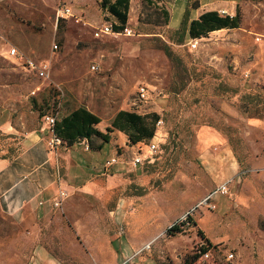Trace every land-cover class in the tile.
<instances>
[{
	"label": "rangeland",
	"instance_id": "obj_1",
	"mask_svg": "<svg viewBox=\"0 0 264 264\" xmlns=\"http://www.w3.org/2000/svg\"><path fill=\"white\" fill-rule=\"evenodd\" d=\"M166 1L131 0L126 26L135 35L98 38L96 26L116 22L98 0H0V121L11 124L0 129V157L17 153L53 105L59 116L85 106L103 131L122 109L162 121L154 153L150 141L131 145L115 130L106 161L117 163L88 165L79 177L85 184L47 217L22 225L0 207V264H48L37 259L44 249L53 264H230L229 253L233 264H264V136L250 124L264 116L254 113L264 108V0H184L189 20L205 4L241 15L239 28L201 37L195 49L188 36L180 43L172 35ZM64 6L74 16L58 18ZM13 47L46 63L48 77L9 54ZM141 83L152 90L146 103L137 97ZM203 129L229 141L240 173L213 210L200 205L217 186L201 156ZM210 151L224 153L223 144ZM107 152L105 145L100 153ZM138 154L144 160L135 165ZM188 212L193 225L170 231ZM199 249L211 257L202 260Z\"/></svg>",
	"mask_w": 264,
	"mask_h": 264
},
{
	"label": "crops",
	"instance_id": "obj_2",
	"mask_svg": "<svg viewBox=\"0 0 264 264\" xmlns=\"http://www.w3.org/2000/svg\"><path fill=\"white\" fill-rule=\"evenodd\" d=\"M226 1L228 0H223L221 3ZM229 1L236 4V0ZM166 2L171 12L170 28H178L183 21L186 2L184 0H167ZM205 6L207 4L196 7L195 15L190 20L198 18L204 11L213 9ZM213 10L220 12L223 9L218 6ZM224 30L220 29L211 33H219ZM189 40L190 37L187 38V41ZM151 97L152 94H149L145 103ZM250 124L251 128L256 129L260 135L264 136V118H255ZM9 127L11 124L7 120L0 121V129L8 130ZM49 138H51L50 132L42 122L39 129L28 132L21 139L19 153L8 158L0 157V207L22 225L29 226L32 221L47 217L55 207L53 203L58 199L59 191L67 193L68 196L72 188H80L81 184L84 185L85 182L80 181L79 177L83 171L87 170L88 165L93 169L108 167L105 162L111 151L110 142L105 144L108 151L106 156L100 153L104 150L105 145L101 151L91 150L88 155L83 156L77 145L84 144V141L70 147L61 144L51 148L48 144ZM217 143L223 144L224 153L211 154L210 148ZM200 144L203 149L201 156L209 163L212 173H214L213 179L217 185L215 189L239 176L237 157L229 145V141L220 132L203 129ZM91 157L96 160L89 161L88 159ZM262 170L264 171V167ZM218 196L220 195H217L216 198ZM66 199L67 197L64 198L63 203ZM219 200L220 197L217 201ZM42 258L48 264H53L48 260V251L45 249L37 257L38 260Z\"/></svg>",
	"mask_w": 264,
	"mask_h": 264
},
{
	"label": "trees",
	"instance_id": "obj_3",
	"mask_svg": "<svg viewBox=\"0 0 264 264\" xmlns=\"http://www.w3.org/2000/svg\"><path fill=\"white\" fill-rule=\"evenodd\" d=\"M98 1L101 9L115 18L116 22H112L113 30L115 32H121L128 24L131 0ZM146 1L149 2V0ZM161 9L165 15L166 23L169 24V9L164 6ZM189 11V9L185 11L181 27L172 31V35L177 36V40L180 43H185L187 36L200 39L201 37L207 36L212 31L214 32L220 29H237L241 26L239 9L233 16H229V14L222 15L217 10H208L204 11L198 18L193 20H189ZM168 48L169 47H165V50L167 54L170 55L171 51ZM51 109L50 113H55L59 110L56 105H53ZM254 113L263 116L264 108H257ZM159 120L160 116L156 113L145 114L122 109L117 112L114 119L106 127V131H102L97 127V125L102 122V119L85 106H77L65 115L59 116L58 114L57 121L54 124V132L57 136L61 137L63 145L70 147L86 140L91 150L99 152L103 149L105 144L110 142L112 133L115 130L126 134L129 139L128 142L131 145L153 140ZM96 140L98 142H96ZM20 151L21 147L17 153ZM12 155H4L2 158H8ZM189 218L192 226L194 222L191 216ZM179 221L180 220L173 223L169 230L181 232L185 223H179Z\"/></svg>",
	"mask_w": 264,
	"mask_h": 264
},
{
	"label": "built area",
	"instance_id": "obj_4",
	"mask_svg": "<svg viewBox=\"0 0 264 264\" xmlns=\"http://www.w3.org/2000/svg\"><path fill=\"white\" fill-rule=\"evenodd\" d=\"M222 15H227L229 14V16H232L228 11L226 10H220L219 12ZM69 16H74V14L72 13L70 7H62L58 10V18H68ZM81 18L77 17V21H79ZM112 23L111 22H105L103 25L101 26H96L94 28V34L95 36H97L98 38H101L105 35H109V34H126V35H135V32L132 31V29L129 26H125L124 29L121 32H115L112 28ZM260 38H257V40H259ZM199 44V39L196 38H190V40L187 43V46L195 49L197 48V45ZM9 54L11 55H15L16 57H18L20 60L24 61L27 63V66H29V68L36 73V75H38L41 78H46L48 77V66L46 63H41V64H37L35 63L31 58H26L24 56V54H20L15 47H13L10 51ZM92 70H98V66L96 64H93L91 66ZM59 93L60 95H63L61 92V88H59ZM151 92V89L148 85H146L145 83H141L138 85L137 88V97L140 101H147L149 94ZM58 114L59 111L55 112V113H50V114H45L43 116V123L46 125L47 130H49L50 132V137L48 144L51 148H55L57 145H61L62 144V139L61 137L57 136L56 133L54 132V124L57 121L58 118ZM158 124H162L161 119L158 121ZM157 124V125H158ZM155 139L156 136L154 137V139L152 141H150V143L148 144V148L150 150V153H154L157 151L158 149V145L155 143ZM85 144V149L88 150L89 149V143L85 140L84 141ZM144 157L142 156V154H138L137 156H135L133 158V163L136 164H140L143 162ZM117 163V159L116 157L110 158L106 161V164L109 166H113ZM229 192V186L228 183H223L222 185L218 186L214 191L210 192L200 203V205H206L208 207V209H215L217 208L216 203L214 202V200L216 199L217 195H223V194H228ZM67 197V193L63 192V191H59V197L57 200H55V202L53 203V205L55 207H58L60 205H62L64 198ZM190 213H186L185 215H183L180 218L179 223H185L184 226H191V220H190ZM203 249H199V253L201 254V258L202 260H208L211 257V254L209 251L204 250ZM235 257L234 253H229L227 255V257H225L226 261L230 264H233V259Z\"/></svg>",
	"mask_w": 264,
	"mask_h": 264
}]
</instances>
